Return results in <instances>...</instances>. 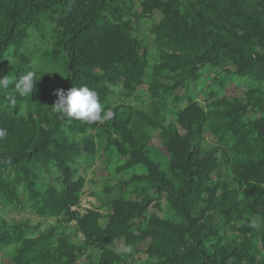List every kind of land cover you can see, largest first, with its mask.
I'll list each match as a JSON object with an SVG mask.
<instances>
[{
    "label": "trees",
    "instance_id": "trees-1",
    "mask_svg": "<svg viewBox=\"0 0 264 264\" xmlns=\"http://www.w3.org/2000/svg\"><path fill=\"white\" fill-rule=\"evenodd\" d=\"M29 71L31 96L0 87V264H264V0H0V78ZM72 86L103 123L53 111ZM98 161L102 205L82 214Z\"/></svg>",
    "mask_w": 264,
    "mask_h": 264
},
{
    "label": "rangeland",
    "instance_id": "rangeland-1",
    "mask_svg": "<svg viewBox=\"0 0 264 264\" xmlns=\"http://www.w3.org/2000/svg\"><path fill=\"white\" fill-rule=\"evenodd\" d=\"M160 20V15L156 14L153 17V21L157 22ZM141 23V28H142V35L143 37H147L150 41V48L153 49V36L151 35V33L148 31V25L149 22L144 20V21H140ZM44 65L47 64L48 68H51L50 65L48 64V62L42 61ZM211 84V81H209L207 83V85ZM237 84H242L241 86H237ZM250 86V81L248 80H244V78H239V81L237 79H235L233 82H230L229 85L225 88L224 93L229 96V97H239V96H244L248 87L246 86ZM205 87V86H204ZM201 88L200 85H194V89L195 91H198V89ZM122 89L120 87H117V92L118 95L115 98L116 101L115 102H119L121 101L122 97H120V91ZM177 93H182V90L177 91ZM203 100V99H201ZM184 132V131H182ZM208 141L210 142H216V140L214 139V137L211 134H206ZM153 144H155L156 146H161L159 143V133L158 132H154L153 135ZM99 158L101 159V161L103 160V156L100 155ZM101 162H97V164L95 165L94 168L89 169L87 171L83 170L82 174L87 178V184H86V188H85V193L81 202V208H79L81 211H85L84 209H86L87 207H91V208H97L98 206H101V201H100V197L104 198V195L102 193V190L104 189V184H105V180H103V178H105L107 176V173L102 169V165L99 164ZM99 164V165H98ZM136 170L138 171H142L143 168L138 166L136 168ZM102 194V196H101ZM164 199L162 198L161 200L157 201L158 203L161 204V208L165 209L166 206L164 204ZM149 213H160L161 215H163V210H160L159 208L155 207V206H151L148 210ZM5 217L11 221H22V220H26V219H30L32 221L33 224H37L39 222H42L43 227L42 229H46L49 226H51L52 224L57 223L56 219H41L39 218L37 215H35L33 212H30L29 210L27 211H20V210H16V209H12L9 208L6 213H5ZM124 242H120L118 244V247L120 249H122ZM147 246V243H142L140 248L145 250ZM85 259L82 258L81 261H79V264H81ZM146 260V255L141 253L140 255V262L143 263ZM9 260H6V262Z\"/></svg>",
    "mask_w": 264,
    "mask_h": 264
},
{
    "label": "clouds",
    "instance_id": "clouds-1",
    "mask_svg": "<svg viewBox=\"0 0 264 264\" xmlns=\"http://www.w3.org/2000/svg\"><path fill=\"white\" fill-rule=\"evenodd\" d=\"M34 77L36 78L34 80ZM38 76L35 71H29L22 76L18 81H14L9 75L0 78V87L8 88L10 84L14 83L16 92L20 96H31L35 91L36 83L38 82ZM55 95L58 99L52 105L53 111L58 114H62L64 117L79 120L85 123L104 122V116L102 115V105L99 101L96 91L90 89L87 86L74 87L72 86L67 91L63 89H57ZM7 136V129L0 128V140H3ZM82 205V204H81ZM81 205L79 208H81ZM74 208V210L79 209ZM91 207L84 209L80 212L86 213Z\"/></svg>",
    "mask_w": 264,
    "mask_h": 264
}]
</instances>
